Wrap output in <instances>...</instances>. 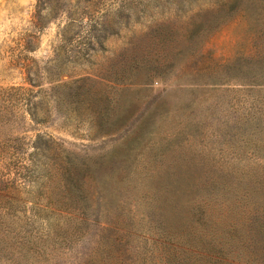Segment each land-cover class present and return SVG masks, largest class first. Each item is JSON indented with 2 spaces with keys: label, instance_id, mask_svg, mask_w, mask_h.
Listing matches in <instances>:
<instances>
[{
  "label": "rangeland",
  "instance_id": "1",
  "mask_svg": "<svg viewBox=\"0 0 264 264\" xmlns=\"http://www.w3.org/2000/svg\"><path fill=\"white\" fill-rule=\"evenodd\" d=\"M178 165L185 213L241 222L205 186L264 177V0H0V264H79L84 213L161 215Z\"/></svg>",
  "mask_w": 264,
  "mask_h": 264
},
{
  "label": "trees",
  "instance_id": "2",
  "mask_svg": "<svg viewBox=\"0 0 264 264\" xmlns=\"http://www.w3.org/2000/svg\"><path fill=\"white\" fill-rule=\"evenodd\" d=\"M177 169L175 180L169 174L160 175L164 176V180L160 178V184L167 192L156 198L158 202L161 198L165 205L162 208L166 210L160 212L161 215L152 209L155 213L137 219L134 212H121L114 219L104 218L100 222L99 219L91 220L84 213L81 218L83 223L90 225L93 221L101 227L94 247L79 264H136L145 253L153 256L151 264H264L263 175L257 173L247 177L244 172L236 175L234 171H226L208 179L205 187L215 197V202L219 203L214 206L216 210L223 211V199L236 197L242 190L247 196L246 201L253 198L249 211L244 213V207L236 204V198L233 197L235 204L228 202L227 209L237 215L241 222H227L222 218L220 222L212 219L211 213L199 202H189L191 210L185 213L184 204L187 203L184 196H171L172 187L174 191L178 189L176 194L188 188L196 192L203 190V184L196 181L193 185H187L183 170L179 165ZM133 175L132 166L124 168V172L120 171L121 178L125 181L128 179L130 185ZM79 184L78 181L74 182L77 187ZM80 234L82 230L79 229L77 235ZM136 238H143L145 245H136V252L131 254L130 242H135Z\"/></svg>",
  "mask_w": 264,
  "mask_h": 264
}]
</instances>
